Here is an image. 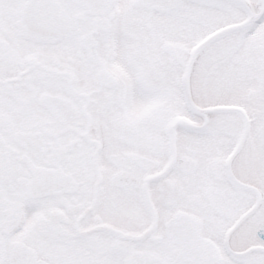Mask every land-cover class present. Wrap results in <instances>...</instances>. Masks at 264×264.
Here are the masks:
<instances>
[{"label": "snow or ice", "instance_id": "snow-or-ice-1", "mask_svg": "<svg viewBox=\"0 0 264 264\" xmlns=\"http://www.w3.org/2000/svg\"><path fill=\"white\" fill-rule=\"evenodd\" d=\"M0 264H264V0H0Z\"/></svg>", "mask_w": 264, "mask_h": 264}]
</instances>
